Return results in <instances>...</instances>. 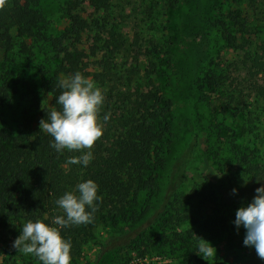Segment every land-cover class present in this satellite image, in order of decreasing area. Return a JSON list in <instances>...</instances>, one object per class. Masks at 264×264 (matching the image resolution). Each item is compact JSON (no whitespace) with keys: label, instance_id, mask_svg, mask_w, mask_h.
I'll use <instances>...</instances> for the list:
<instances>
[{"label":"rangeland","instance_id":"374dc122","mask_svg":"<svg viewBox=\"0 0 264 264\" xmlns=\"http://www.w3.org/2000/svg\"><path fill=\"white\" fill-rule=\"evenodd\" d=\"M118 2H113L114 7ZM254 2L256 6H250L249 0H179L156 9L154 23L146 17L144 1L133 12L130 32L150 28L153 33L144 36L145 47L159 36L170 57L160 82L163 101L169 102L163 164L152 187L137 197L143 216L99 228L71 264H191V255L198 256V237L217 250L216 256L204 259L205 264H247L249 257L257 256L254 247L243 243L246 230L234 224L237 209L250 203L255 190L264 186V82L260 72L248 65L264 40V0ZM39 6L42 19L36 38L25 40L30 51L0 50V67L7 70L13 87L1 117L10 124L18 122L21 111L28 108L33 125H39L41 117L31 108L37 107L33 93L39 92L42 74L72 43L61 36L68 20L73 14L90 18L99 13V7L88 0H41ZM232 11L240 18L231 20ZM93 37L83 34L78 47L87 53ZM100 63L84 60L91 71ZM39 102L46 107L48 97ZM240 160L253 165L256 178L242 176ZM174 172L181 180L171 190ZM169 187L174 191L170 195ZM203 188L207 195L213 193L210 199L196 195ZM220 215L232 225L230 234L212 236L201 230L204 222ZM128 232L134 239L124 244ZM190 232L193 238L189 239ZM0 264L40 263L34 256H16L14 248H7Z\"/></svg>","mask_w":264,"mask_h":264},{"label":"trees","instance_id":"16d2710c","mask_svg":"<svg viewBox=\"0 0 264 264\" xmlns=\"http://www.w3.org/2000/svg\"><path fill=\"white\" fill-rule=\"evenodd\" d=\"M40 1L6 0L5 7L0 9V50L9 53L17 47L19 53L30 51L25 40L36 38L40 28ZM88 1L99 7V13L90 18L79 14L70 17L61 36L72 39V43L69 47L64 46L54 67L42 74L41 99L39 92L33 93L32 100L37 107H31L41 119H47L51 108H60L57 103L62 92L59 79L77 71L103 90L105 100L100 119L102 121L109 113L110 119L92 149L93 159L87 167L66 163L70 157L82 153L66 149L57 152L52 148L54 138L40 131L39 125H33L34 115L30 109L24 108L15 124L1 117L2 106L10 102L13 87L7 70L0 67V262L7 248H13L27 220L39 218L51 225L55 216L63 214L56 200L66 191L74 190L77 183L92 179L99 186L98 195L102 198L97 202L98 210L92 222L61 230L62 236L71 241V263H75L87 242L95 237L96 230L119 220L136 221L143 216L137 209V197L152 187L163 164L169 102L163 101L160 82L170 65V57L159 36L153 39L152 45L145 47L144 36L150 38L153 33L150 28L141 27L131 33L128 26L134 18L133 12H137L143 1L148 8L146 17L154 23L156 9L162 8L163 4L174 6L179 0H118L116 7L113 5L116 0ZM249 2L252 3L250 6H256L254 0ZM230 18L235 21L240 15L232 11ZM241 25L243 27L245 23L241 22ZM85 33L95 36L86 45L87 53L78 47L80 37ZM58 42L61 44L62 38ZM145 49L149 50L146 55L143 54ZM85 57L100 60L99 68L88 70L84 66ZM248 65L260 72L264 82V40L258 43ZM262 89L264 92V87ZM45 96L48 97L47 105L40 107L39 101ZM242 162H237L242 176L249 180L256 178L253 165ZM180 180L177 172L171 175V190ZM171 190L169 187V195L174 192ZM196 195L208 200L213 193L207 195L203 188ZM225 219L222 215L217 216L212 222H204L201 230L211 232L212 236L223 232L230 234L232 225ZM140 227V230L144 228ZM188 235L187 238H193L192 232ZM133 239L134 235L128 232L124 244ZM105 248L110 249L109 244ZM14 251L16 256L21 254L15 248ZM191 256V264H205L202 256L194 253ZM247 264H264V260L251 256Z\"/></svg>","mask_w":264,"mask_h":264},{"label":"clouds","instance_id":"9594fccd","mask_svg":"<svg viewBox=\"0 0 264 264\" xmlns=\"http://www.w3.org/2000/svg\"><path fill=\"white\" fill-rule=\"evenodd\" d=\"M5 4L6 0H0V9ZM58 86L62 89L57 100L60 108H51L47 112V119L40 120V131L54 138L51 147L57 152L66 149L82 153L70 157L67 164L87 167L93 159L92 149L102 137L105 123L110 119V113L105 114L102 121L100 119L104 92L79 71L61 77ZM98 188L92 179L77 183L74 190L66 191L56 200L62 215L55 216L51 225L39 218L27 220L12 247L24 255L36 257L41 264H71L72 244L62 236L61 230L92 222L98 210L97 202L102 200ZM232 192L236 193L237 190L232 189ZM255 192L250 203L237 209L234 224L237 229L243 226L246 230L244 245L254 247L256 255L264 260V186ZM216 251L209 241L198 237L197 254L203 259L216 256Z\"/></svg>","mask_w":264,"mask_h":264}]
</instances>
